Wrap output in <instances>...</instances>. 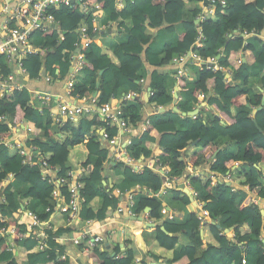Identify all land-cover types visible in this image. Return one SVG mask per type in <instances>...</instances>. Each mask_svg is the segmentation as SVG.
<instances>
[{
  "label": "trees",
  "instance_id": "trees-1",
  "mask_svg": "<svg viewBox=\"0 0 264 264\" xmlns=\"http://www.w3.org/2000/svg\"><path fill=\"white\" fill-rule=\"evenodd\" d=\"M91 1L103 11L101 24L110 22V36L124 34L126 41L113 47L100 40L93 41L85 51L83 69L74 79L69 98L90 99L97 92L95 106L98 108L122 93L136 92L135 99L123 100L118 106L121 119L135 128L143 121L146 94L147 106L165 108L164 113L153 111L149 115L145 131L131 137L126 153L136 162L155 156L169 169L170 176H189L191 186L198 193L197 200L203 203L214 224L202 227L195 212H186L181 222L176 218L160 221L164 202L179 203L184 208L190 205V200L177 189L159 196L163 188L161 176L147 167L139 172L111 158L110 148L100 139L98 129L104 128L110 140L119 135L116 126H106L95 111L85 114L77 123L67 121L59 126L53 122L48 109L41 113L33 107L31 93L22 89L0 98V117H6L0 123V138H9L11 127L24 122L30 132L27 143L37 152L29 158L34 164L26 165L22 163L24 157L0 145V187L6 201L0 205V212L10 216L26 200L28 208L40 214L50 228L44 229L47 248L36 251L35 236L23 237L25 228L10 221L16 227L13 243L18 249L15 253L8 250L6 240L1 237L0 264H60L58 258L64 248L54 238L71 230L63 228V215L53 210L54 185L42 180L41 168L36 163L38 158L59 169V175L69 169V162L89 174L82 179L81 219H110L120 203L113 192L123 186L133 189L137 216L148 209V218L161 222L153 230L154 241L147 256L137 249L132 229L125 227L122 236L116 232L108 239L115 255L96 247L87 254L91 264H135L136 261L161 264L160 260L167 264H242L243 257L245 264H264V43L261 38L264 0H224L225 6L217 4L212 15L204 8L206 21L201 27L204 41L198 49L193 47L197 36L194 19L200 13L197 4L206 5V0H122L121 9L117 8L116 0ZM52 14L58 30L33 34V44L44 51L23 61L28 81L40 79L43 69L52 80H64L79 38L76 30L83 25L91 26L77 6L59 7ZM243 32L258 35L244 37ZM159 40L164 43L162 53L154 50ZM190 50L203 59L219 57L218 65L230 69L231 74L227 79L222 71H206L205 67L199 70L188 65L196 69L191 70L190 78H174L180 98L176 104L178 113H175L169 107L172 96L165 88V76L172 71L164 74L159 68L172 66L173 58ZM145 63L155 68L148 76L150 96L145 91ZM3 72L7 75L11 70ZM202 101L217 113L211 109L207 117L182 116ZM258 107L263 108L252 118L253 110ZM111 161L115 165L107 168ZM189 169L209 170L222 176L229 173L233 185L223 181L213 184L206 178L192 177ZM9 174L12 180L4 186ZM59 192L67 198L69 190L60 188ZM48 207L50 211L45 213ZM55 217H61V221ZM182 236L186 244L180 243ZM122 243L127 247L124 253L120 249Z\"/></svg>",
  "mask_w": 264,
  "mask_h": 264
},
{
  "label": "built area",
  "instance_id": "built-area-1",
  "mask_svg": "<svg viewBox=\"0 0 264 264\" xmlns=\"http://www.w3.org/2000/svg\"><path fill=\"white\" fill-rule=\"evenodd\" d=\"M208 3L205 5L203 2L197 4L200 9V13L195 17L194 22L196 25V38L193 44L194 49L202 47L204 36L202 34V24L206 21V16L203 14L204 8H206L207 13L212 15L214 13L216 5L225 6L224 0H206ZM117 8L121 9L123 7L122 0H116ZM77 6L79 11L84 13L85 19L90 21L91 26H80L76 33L78 34V40L75 44V51L70 56L71 68L65 80V94L69 98L72 84L74 79L83 69V59L85 51H87L90 44L97 40L101 36V31L104 28L100 22L101 16H103V11L97 3H93L91 0H0V98L5 95H11L15 91H21L26 88V70L23 66V61L26 57L32 55H38L41 50L33 44L32 36L37 32L47 31L48 29L58 30V22L54 19L52 10L58 9L59 7H69L73 8ZM244 37L256 36V33H246L243 32ZM264 43V35L261 36ZM219 57H210L208 59H203L197 54V52L190 50L188 53L172 59V66H176L175 78L188 77L186 72V66L193 65L199 70L205 67L207 70L212 72H224L226 78L228 79L231 70L224 69L219 66L217 61ZM241 59L237 61L240 65ZM3 64V66H2ZM4 69H10L11 73L5 74ZM42 74V73H41ZM42 77V76H41ZM40 77V78H41ZM43 78V77H42ZM44 81H53L47 75L43 78ZM150 91L148 95L150 96ZM136 92H128L123 95V100L131 101L137 97ZM32 96V94H31ZM198 99H201L200 94L197 95ZM70 99V98H69ZM35 107L39 112L46 109L51 110V106L56 107L57 112L52 114L50 117L53 122L59 126L63 125L65 122L69 121L71 123H76L85 114L93 113L94 111L98 114V119L104 123L106 126H116L119 131V135L108 139V135L105 129H98L100 139L109 148L114 150L110 152L116 161L124 162L126 165L133 167L137 171H141L144 167L149 168L156 174L161 176L163 179V188L159 192V196L164 197L168 194L171 189H177L178 183L180 185H186L185 190L189 192V195L196 201L197 210L196 218L200 225L203 227L206 224H213L209 218L207 211L203 208V203L197 200L198 193L191 186L190 181L187 178L170 176V171L167 167H164L161 162H159L155 156L151 160L143 161L142 159L137 162L129 157L126 153V147L130 145L131 137L136 136L138 133L145 131L148 125L147 118L144 119L140 125L136 128L129 126L126 122L121 119V110L119 107H114L110 101L105 103L102 107L96 108L95 98H90V106H79L72 105L69 101L63 98L53 96L49 93H45L41 96H37L33 100ZM162 108V107H158ZM157 109V108H155ZM154 110V109H153ZM196 116H192L195 119ZM6 120V117H0V123ZM22 123V122H21ZM19 123V124H21ZM19 125L11 127V134H13ZM123 144L121 145V142ZM4 145L10 151H15L19 156L24 157L23 164L33 165L29 158L32 154L37 152L35 147L25 146L24 143L18 141L17 139H11L1 137L0 145ZM28 144V143H27ZM118 148V149H117ZM119 150V151H118ZM41 168V178L46 180L52 185H54V191L51 193V198L54 203L53 210L63 215L64 226L63 228H69V225L76 223H83L85 229L77 235L72 236L74 233L70 229V233H65L63 235H71L67 240L70 241L74 246L78 247L83 253L88 254L92 249L102 246L104 238L99 234H96L92 229V225L98 224L95 219L83 220L79 217L80 206L83 204L84 199L80 195V191L83 187L82 175L86 171L82 168L74 167L65 171L62 175H59V169L54 166H50L46 161L39 159L36 162ZM190 176L195 178L208 179L213 184L218 181H223L228 183V185H233V180L229 173L225 176L215 174L209 170L203 171L202 169H189ZM203 174V175H202ZM12 175L9 174L4 180L3 185H7L12 180ZM183 183V184H182ZM69 190L67 198L62 196L59 192L60 188H65ZM138 188V187H136ZM113 196L120 199V203L116 208L112 218L113 220L126 216L128 219H133L138 217L135 214V200L133 195V189L120 188L117 187ZM124 201V202H122ZM257 201H253L256 203ZM5 197L3 196V189L0 187V205L5 204ZM29 207V203L24 200L20 203L16 211L10 213V216H4L0 212V223H6L7 225L0 226V238L3 237L7 244L8 250L16 252L18 247L13 243L14 235L16 232V227L10 224V221H14L17 225H21L25 228L23 237H29L34 235L37 241L35 246L36 251H43L47 248V235L44 232L45 227L50 228L46 221L41 220L40 214L35 213ZM45 213L50 211V208L44 209ZM146 213V212H144ZM162 214H167L166 210L163 208L161 210ZM168 220H173L174 216L169 215ZM145 220L149 223L152 222L146 214ZM145 222V221H143ZM60 237V236H59ZM59 237H55L56 240ZM60 264L66 263V255L64 251L60 254L58 258ZM242 264H245V258H242Z\"/></svg>",
  "mask_w": 264,
  "mask_h": 264
},
{
  "label": "crops",
  "instance_id": "crops-1",
  "mask_svg": "<svg viewBox=\"0 0 264 264\" xmlns=\"http://www.w3.org/2000/svg\"><path fill=\"white\" fill-rule=\"evenodd\" d=\"M102 25L104 28L101 31V36L97 40L101 41V39L103 37H105L107 39H111L110 45L105 44L108 47H110V46L113 47L118 43H123L126 41L124 39V36H126V35H124V34L118 35L115 38H112L110 36V34L112 33V26H111L110 22L109 23H103ZM150 32H153V30H150ZM163 46H164L163 40L156 41L154 50L158 53H162ZM144 66H145L144 72L147 76L146 80H145V91L147 92V89L149 88L148 76L155 70V68L148 65L147 63H145ZM185 69L187 72V76L189 75L190 77L193 75L190 73L191 70H196L195 68L190 69L187 66ZM159 70H160V72L162 70L168 71V72L172 71L169 76H165V88L170 91V94L172 96V101H171V104L169 107H172V102L174 101V94L177 95L176 104H177V101H179V99H180L178 97V90L179 89L177 87V84L174 82V78H175L174 77V71H176V66L162 67V68H159ZM186 78H188V77H186ZM65 80H66V78L64 80H53L50 82H46V81H44V79L42 77L38 80H30V81L27 80L26 81L27 82L26 88L32 94V98H31L32 99V101H31L32 106H35L33 100L37 96H41L45 93H49L53 96L63 98L64 100L69 101L72 105H79V106L81 105V106H85V107L90 106V104H89L90 99L83 98L81 100H73V99H69L66 96V94H65ZM124 90L125 89H121L120 91H124ZM91 98H92V95H91ZM122 101H123V93L119 97L112 98L110 100V103L114 107H118ZM144 104L145 105H144V108L142 110L143 120L148 118L149 115L153 113V109H155V108L147 106V103L145 102V98H144ZM176 104H175V106H176ZM211 109L213 110L214 113H217L213 108L208 107V105L205 101H202V103H200V105L197 108H195L192 112H197V117H199V116L200 117H202V116L207 117L208 112L212 111ZM48 110L52 114L57 112V109L54 106H51V110L50 109H48ZM53 128L57 129V126L53 125ZM29 135H30V132H29L28 127L26 126V124L24 122H22L21 124H19L16 131L13 134H11L10 137H11V139L14 138V139H17L18 141L24 143L25 146H29L27 144V140L29 139L28 138ZM58 137L61 138L60 134H58ZM122 144H123V141L121 142V145ZM226 144L229 145L230 147L233 146L232 144L227 143V142H226ZM113 150H114L113 148H110V152H112ZM110 157H113V154H111ZM108 164H109V166H106L107 168L113 167L115 165V162L111 161ZM69 165H70L71 169H73L74 168L73 166H75L73 162H69ZM88 175L89 174L86 172L85 174L82 175V179L87 178ZM105 184L106 183L103 182V185H105ZM180 184L181 183L179 182L177 190L178 191L180 190L182 193H185V195L190 200V205L187 207L181 208V206H180L181 204H179V203L166 202L162 206V209L164 208L166 210L167 214L164 215L161 213L162 217H161L160 221L165 222V220L169 219V217H168L169 215L170 216L173 215L174 218L177 219V221L181 222L186 218L185 217L186 212H190V213L196 212V210H197L196 201L194 199H192V197L189 195V192L185 190L186 185H180ZM122 188H123V186H122ZM122 202H124V201H122ZM147 212L143 213L142 215H140L138 217H135V219H128L126 216H121V217L113 220V218L111 217L110 219H107V220L98 222V224L92 225L91 229L96 234H99L100 236H102L104 238V241H103L100 249H102L103 251H107L111 256L115 255V253L113 252L112 246L108 242L109 241L108 239L110 238V236H112L116 232H118L119 235L122 236L123 232H124V228L130 227L134 233V236L136 235V233L141 234L142 239L145 243L146 249L148 251L147 254L144 255L143 252L138 249V247L136 245V240H135V245H136L137 249L142 253L143 256H147L149 254V247L151 246V244L154 241L153 230L157 226H159L161 223L160 221L159 222L152 221L151 223L147 222L145 220V216H146ZM55 219H59V221H61V217H55ZM143 221H145V222H143ZM170 221H172V220H170ZM161 227L162 226H160V228ZM69 228L72 229V232L74 233L72 236H75V235H77L75 233H79L80 231L84 230L86 227L83 223L79 222V223H76L75 225H74V223L69 225ZM224 234L227 235L228 237H231V233L229 231L224 232ZM70 237H71V235H62L56 239V242L59 245L63 246V248H64V254L66 255V263L65 264H91L89 258L87 257V254L83 253L78 247L74 246L70 241L67 240ZM179 240H180V243H183V244L187 243L186 239H184L183 236L180 237ZM126 248L127 247L123 243L120 245V249H121L122 253L125 252ZM119 255L122 256V254H119ZM121 256H118V257H121ZM160 263L161 264H167L166 262H163V260H160ZM135 264H139V263L136 261Z\"/></svg>",
  "mask_w": 264,
  "mask_h": 264
},
{
  "label": "water",
  "instance_id": "water-1",
  "mask_svg": "<svg viewBox=\"0 0 264 264\" xmlns=\"http://www.w3.org/2000/svg\"><path fill=\"white\" fill-rule=\"evenodd\" d=\"M57 29H58V28H57ZM101 74H102V71L99 73V75H101ZM41 76H42L43 78L46 76V72H45L44 69H43V71H42ZM97 87H98V81L96 82V88H97ZM149 91H150V88L147 89V93H148ZM96 96H97V92H94V93L92 94V98H95ZM263 99H264V97H263ZM176 100H177V95L174 94V101L172 102V107H170V109H172L175 113H178V109H177V107L175 106V104H176ZM147 101H148V98H147V94H146V95H145V102L147 103ZM262 108H263V107H258L257 109H254L253 112H252V118H253L254 115H255L258 111H260ZM197 110H198V109H197ZM153 111L156 112V113H164V112L166 111V109H165V108H157V109H154ZM196 115H197V112L182 113V116H188V117H192V116H196ZM258 130L261 132L260 129H258ZM147 211H148V209H145V212H147ZM133 219H135V218H133ZM213 224H214V223H213ZM217 227L219 228L218 225H217ZM160 229H161L162 232H164L165 234L169 235L163 227H161ZM227 231H228V230H224V232H227ZM135 240H136V245H137L138 249H139L140 251H142L144 255H146L148 251H147V249H146L145 243H144V241H143L142 236H141L140 233H136V235H135ZM205 248H206V247H205ZM112 256H114V255H112Z\"/></svg>",
  "mask_w": 264,
  "mask_h": 264
},
{
  "label": "rangeland",
  "instance_id": "rangeland-1",
  "mask_svg": "<svg viewBox=\"0 0 264 264\" xmlns=\"http://www.w3.org/2000/svg\"><path fill=\"white\" fill-rule=\"evenodd\" d=\"M188 15V13L186 14V16ZM101 41L104 43V44H106V45H110V41H111V39H107V38H105V37H103L102 39H101ZM35 45V44H34ZM162 73H164V74H167L168 73V71H164V70H162L161 71ZM64 137H66L65 135H64ZM230 149H234V146H231L230 147ZM166 202H164L163 203V205L165 204ZM217 225L218 226H220V223H217Z\"/></svg>",
  "mask_w": 264,
  "mask_h": 264
},
{
  "label": "bare ground",
  "instance_id": "bare-ground-1",
  "mask_svg": "<svg viewBox=\"0 0 264 264\" xmlns=\"http://www.w3.org/2000/svg\"><path fill=\"white\" fill-rule=\"evenodd\" d=\"M44 50V49H43ZM24 63V62H23ZM202 68H204V67H202ZM206 71H207V69H206ZM102 75V74H101ZM41 76V75H40ZM38 78V77H37ZM35 80V79H34ZM228 81V80H227ZM81 106V105H80ZM77 123V122H76ZM2 146V145H1ZM3 147V146H2ZM25 167V166H24ZM109 189V188H108ZM33 240V239H32ZM62 248V247H61ZM68 250V249H67ZM64 251V250H63ZM118 259V258H117Z\"/></svg>",
  "mask_w": 264,
  "mask_h": 264
}]
</instances>
